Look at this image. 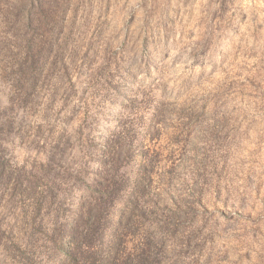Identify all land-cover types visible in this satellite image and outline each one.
<instances>
[{
  "label": "rangeland",
  "instance_id": "rangeland-1",
  "mask_svg": "<svg viewBox=\"0 0 264 264\" xmlns=\"http://www.w3.org/2000/svg\"><path fill=\"white\" fill-rule=\"evenodd\" d=\"M0 164V264H264V0H0Z\"/></svg>",
  "mask_w": 264,
  "mask_h": 264
},
{
  "label": "trees",
  "instance_id": "trees-1",
  "mask_svg": "<svg viewBox=\"0 0 264 264\" xmlns=\"http://www.w3.org/2000/svg\"><path fill=\"white\" fill-rule=\"evenodd\" d=\"M69 232H71L70 235L75 244L74 249H72V252L68 256V260L72 264H123L118 251L113 248H96L95 250L94 245H89L90 241H85L87 235L78 233L77 229L73 226Z\"/></svg>",
  "mask_w": 264,
  "mask_h": 264
}]
</instances>
